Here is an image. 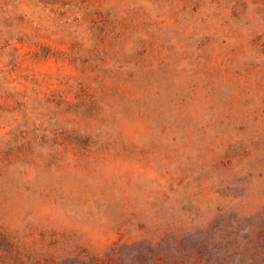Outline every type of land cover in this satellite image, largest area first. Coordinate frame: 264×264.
I'll return each mask as SVG.
<instances>
[{
	"label": "rangeland",
	"instance_id": "rangeland-1",
	"mask_svg": "<svg viewBox=\"0 0 264 264\" xmlns=\"http://www.w3.org/2000/svg\"><path fill=\"white\" fill-rule=\"evenodd\" d=\"M0 264H264V0H0Z\"/></svg>",
	"mask_w": 264,
	"mask_h": 264
}]
</instances>
